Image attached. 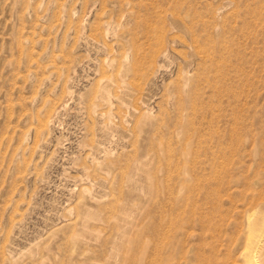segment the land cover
<instances>
[{"label": "rangeland", "instance_id": "rangeland-1", "mask_svg": "<svg viewBox=\"0 0 264 264\" xmlns=\"http://www.w3.org/2000/svg\"><path fill=\"white\" fill-rule=\"evenodd\" d=\"M0 264H264V0H0Z\"/></svg>", "mask_w": 264, "mask_h": 264}]
</instances>
